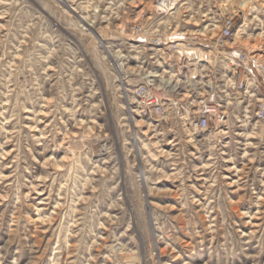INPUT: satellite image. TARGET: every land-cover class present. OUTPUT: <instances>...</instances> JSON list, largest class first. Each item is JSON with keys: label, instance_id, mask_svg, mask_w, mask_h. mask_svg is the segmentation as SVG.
I'll use <instances>...</instances> for the list:
<instances>
[{"label": "rangeland", "instance_id": "1", "mask_svg": "<svg viewBox=\"0 0 264 264\" xmlns=\"http://www.w3.org/2000/svg\"><path fill=\"white\" fill-rule=\"evenodd\" d=\"M161 3L0 0V264H264L254 103L195 137L132 95L151 45L235 16L226 52L250 56L264 96V0Z\"/></svg>", "mask_w": 264, "mask_h": 264}, {"label": "built area", "instance_id": "2", "mask_svg": "<svg viewBox=\"0 0 264 264\" xmlns=\"http://www.w3.org/2000/svg\"><path fill=\"white\" fill-rule=\"evenodd\" d=\"M234 31L230 18L223 20L212 38L206 33L200 38L174 32L163 46L151 45L156 47L152 62L140 63L143 81L132 92L133 112L154 117L157 123L179 115L195 137L225 127L235 104L250 107L253 102L256 121L264 122V96L257 97L260 83L250 56L243 51L226 52L233 50ZM143 34L142 26L133 27V35ZM145 43L139 40L140 45Z\"/></svg>", "mask_w": 264, "mask_h": 264}, {"label": "bare ground", "instance_id": "3", "mask_svg": "<svg viewBox=\"0 0 264 264\" xmlns=\"http://www.w3.org/2000/svg\"><path fill=\"white\" fill-rule=\"evenodd\" d=\"M161 4H160V6H158V7H156V11L157 12H164V10L165 9H169L168 7H169V5H170V3H171V0H161ZM173 4V3H172ZM175 4V3H174ZM174 6V5H173ZM166 10V11H167ZM168 12V11H167ZM237 16V15H236ZM234 17L235 16H232L231 18H233L234 19ZM120 67L122 66V64L121 65H119ZM123 67V66H122ZM123 71V70H122ZM125 71V70H124ZM147 177V176H146Z\"/></svg>", "mask_w": 264, "mask_h": 264}]
</instances>
